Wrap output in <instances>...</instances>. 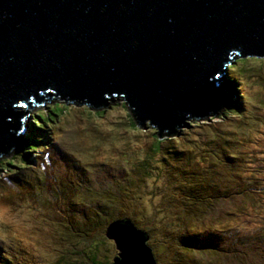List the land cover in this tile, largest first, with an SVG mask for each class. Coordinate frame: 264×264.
<instances>
[{
  "label": "water",
  "instance_id": "obj_1",
  "mask_svg": "<svg viewBox=\"0 0 264 264\" xmlns=\"http://www.w3.org/2000/svg\"><path fill=\"white\" fill-rule=\"evenodd\" d=\"M235 56H264V0H0V160L21 151L23 105L49 92L121 98L160 133L225 116ZM104 232L109 264H156L129 218Z\"/></svg>",
  "mask_w": 264,
  "mask_h": 264
},
{
  "label": "trees",
  "instance_id": "obj_2",
  "mask_svg": "<svg viewBox=\"0 0 264 264\" xmlns=\"http://www.w3.org/2000/svg\"><path fill=\"white\" fill-rule=\"evenodd\" d=\"M248 58L252 59L247 60L246 56L237 57L233 63V67H228V79L231 80L228 84L229 108L225 116H214L218 122L239 112L250 101V94L243 90L240 85H237V83L255 74L259 64L264 61V56H248ZM52 99L53 102L45 105L46 107L38 106L34 108L32 113L29 114L28 120H26L27 125L22 150L18 153L25 160H27L26 149L27 152L39 151L51 146L52 151H54L52 160L63 164L62 155L65 157L68 155L75 156L63 147L64 141L61 139L63 136H71V143L75 146L76 151L82 155L86 153L79 146L78 136L81 132L82 136L92 140L96 146H99L104 136H107L101 129V125L98 124L96 127L92 120L96 119L97 122V117L103 113L102 108L105 105H109L110 102L92 109V105L83 103H73L71 106L67 105L58 95H52ZM121 101L123 106L127 108L126 116H123V120H118L123 127L126 125L125 128H128V131L133 128L138 131H143L138 128L148 129L151 133L150 136L153 137L152 143L150 141L151 144H148V150H160L163 147L165 151L179 154L184 161L179 164L169 163V166L166 167L167 169L163 170L165 178L171 180L168 186L171 185L174 189L180 190V194H183V196L179 195V197L173 198L170 190H168L169 187L164 192L163 207L168 209L171 212L169 215L172 216L168 221L171 227L167 229L168 233L171 234L167 236V241L162 238L159 239L162 242L160 243L161 246L165 248V253L156 258V263L171 264V261H173L172 264H179L175 262L179 261L180 264H264V247L260 249L258 243L254 240V236L264 238V226H261L264 225V209L262 208L264 207V182L260 181L259 177L245 178V175H242L241 171L244 168L247 169V165H242L244 159L247 161V153L237 149L236 138L234 136L231 137L230 133L213 132L210 140H212L214 146L218 147V155L212 153L210 157L208 155L203 157V159L199 157L200 159L197 162L201 163L198 164L192 161L195 159L194 150L191 152V148H184L169 143V139L173 138L175 132L160 133L158 127H140L139 120L135 116H132V110L128 108L123 99ZM260 101L264 106V95L260 97ZM69 108L74 113V116L76 113H79V115L82 113L86 118L81 119L79 118L80 116H75L76 120H73L74 126L62 127V130L58 132L59 135H55L56 133L54 134V132L52 134V125L61 114L66 119L64 112L67 109L68 112ZM239 118L242 120L243 116ZM211 120L212 122L214 121L213 116H211ZM79 122H85V124L80 129H77L76 127ZM205 124H207V127L217 129V126L213 123L205 122ZM191 125H196V123ZM207 127H204V130ZM25 147L26 149L24 150ZM122 153L124 154L119 156L123 162L120 163L122 173H118V176L113 178L112 183H110L112 187L107 183V177L105 176L108 173L106 168L110 170L108 163L93 161L92 158H88L89 156L85 157L87 159L86 163L80 162L81 168L78 175L84 176V181L74 174L76 177L74 180L68 179L66 175H63L64 180L59 179L58 183H56L61 188L64 196L70 194L69 191H72L73 186L85 188L87 192L81 193L78 198L72 197L73 195L67 198L72 206L78 204L73 209L77 212V216H74L77 230H73V232L78 233L71 234L70 227L65 228V226L60 225L59 223L62 224L61 221L59 223L56 222L55 228L57 232H54L52 239L59 243L57 245L58 252L50 264H109L112 260L116 248L114 241L105 235V226L111 220L122 217L129 218L131 222L136 220L132 210L128 206V192L132 186H136V181L140 177L150 174L152 171L150 155L131 159L126 151ZM242 156L244 159H242ZM44 158L49 159V155H45ZM7 162L14 164L13 159H3L0 160V165L6 166ZM39 163L41 164L42 162L39 161ZM238 166L242 167L241 171ZM93 167L96 171H94ZM13 168L19 169L18 179H23L20 172L26 174H31L32 172L29 166L26 169L18 163L14 164ZM252 169L255 170L256 166ZM248 170L250 171L251 168ZM249 173L255 175L257 171H250ZM12 176L15 177L16 173ZM78 181L80 185H76ZM237 181H241L242 184L234 190L229 189V186ZM72 182L76 184H72ZM88 182H92L93 185H87ZM74 193L72 192V194ZM80 197L82 198L78 201ZM184 197H187L188 201H185ZM213 199L216 201L221 200L222 207L220 209L216 210ZM199 200L203 205L197 207L194 213L186 212L183 210V206H180L185 203L193 205ZM260 200L262 201L258 206L260 207V212L254 211L250 221L244 220L242 218V210L244 208L247 209L246 204L257 206ZM173 202L181 207V211L178 212L176 209L174 213L170 209L174 208ZM65 204L64 202V210L66 211L68 205ZM173 216L179 221V227L173 226ZM101 219H103V223H101ZM100 223L101 225H99ZM133 223L136 224L135 222ZM147 223L151 224L153 220L150 219ZM135 226L143 229L141 225ZM79 228H82L83 231H79ZM59 231L62 235L57 236ZM80 236H84L82 238L83 241L79 243L78 248H73V244L71 243L77 244ZM54 237L57 240H54ZM60 239L66 241L62 242ZM222 239H228L229 242L227 244H220V240ZM0 241L2 242L1 239ZM243 242L245 244L241 245ZM102 246H104L103 251L101 250ZM168 248L171 249L173 254L177 253L176 256H167ZM14 251L16 254L21 253L16 250ZM107 251L109 255H107ZM32 257L28 255V252L18 255V259L23 264H36L35 257ZM255 257H260L261 260H255Z\"/></svg>",
  "mask_w": 264,
  "mask_h": 264
},
{
  "label": "rangeland",
  "instance_id": "obj_3",
  "mask_svg": "<svg viewBox=\"0 0 264 264\" xmlns=\"http://www.w3.org/2000/svg\"><path fill=\"white\" fill-rule=\"evenodd\" d=\"M237 57L240 56L233 57V63L236 61L235 59ZM246 57L247 60L252 59L248 58V56ZM229 82H231V80L228 79V84ZM237 85H240L243 90L250 94V101L246 103L245 108L228 116L229 119L226 118L220 122L216 121L215 119L217 118L213 116L214 121L212 122L211 120L209 123L215 124L217 129L207 127L205 122H199L196 123V125L187 127L182 132H175V134L173 133V138L169 139V143L184 148H191V152L194 150L195 159L192 161L198 163L197 161H199L200 158L203 159V157L207 155L209 157L212 156V153L218 155V147L214 146L212 140H210V137L213 136V132L230 133V136H234L237 140V149L247 153V161H245L242 156V159H244L242 165H247V169L244 168L242 170V167L238 166L239 170H242V175H245V178L259 177L260 181L264 182V106L260 101V97L264 95V61L259 64L255 74L250 75V77L237 83ZM51 102H53V100L49 101V99H45L44 104L39 107H46L45 105H49ZM121 102L120 98L110 101L109 105H105L104 108H102L103 113L97 117L98 123L96 119L92 120L96 127L98 124L101 125V129L107 134V136H104L99 146H96L92 140L82 136V132L79 134V146L86 153L85 155L79 154L76 151L75 146L71 143V136H63L61 138L63 139L62 141H64L63 147L75 155H68L66 157L62 155L63 164L59 161L52 160L54 151H52V147L49 146L39 151L34 150L29 152H27L25 147L24 150L26 149L25 154H27V160L23 159L20 154H17L18 156L16 155L13 159L14 164H21L26 169H28L29 166L32 171L31 174L20 172L23 179L17 178L19 169L13 168L14 164L7 162L6 166L0 165V239L2 240V242L0 241V264H23V262L18 259V255L27 252L31 257H35L36 264H50L51 260L54 259L58 252L57 245L59 243L52 239L54 232H57L55 228L56 222L59 223L61 221L62 224L59 223L60 225L65 226V228L70 227L71 234L74 233L73 230H77L76 219H74V216H77V212L73 209H75L78 204L72 206L67 198L72 195V197L78 198L81 193L87 192L85 188L73 186L72 191H69L70 194L64 196L61 188L57 186L56 183H58L59 179L64 180L63 175H66L68 179L71 178L74 180L76 178L74 174H76L80 180L84 181V176L78 175L81 168L80 162L86 163L87 159L85 157L89 156L88 158H92L93 161H104L108 163L110 170L106 168V171L108 173L111 171V173H107L105 176L107 177V183L110 185L113 178L118 176V173H122L120 163L123 162L119 156H122L124 154L122 152L125 151L131 159L144 157L145 155H150L151 157L150 165L152 171L150 174H145L140 177L136 181L135 187L132 186L128 192V206L136 218V220H133L136 224H133L141 225L143 230L148 232L146 242L151 247L155 260L159 255H164L165 248L161 246L160 243L162 242L159 241V239L162 238L167 241V236L171 234L168 233L169 231L167 230L171 227L168 221L172 217L169 215L171 212L163 207L164 192L167 191L169 187L168 190H170L173 198H177L179 195L183 196V194H180V190L174 189L173 186H168L171 180L165 178L163 170L167 169L166 167L169 166V163L179 164L184 161L179 154H172L171 151H165L163 147H161L162 149L160 150H148V144L150 141L152 143L153 139L148 129L138 128L139 130H143L138 131L133 128L128 131V128H125L126 125L123 127L118 120H123V116H126L127 108L124 107ZM66 104L71 106L73 102H66ZM35 107L36 106H26V112L29 111V113H32ZM67 110L64 112V114H66V119L65 116L61 114L55 123H52V134L54 132V134L56 133L55 135H59L58 132L62 130V127L74 126L73 120H76L75 116H80L79 118L81 119L86 118L82 113L80 115L76 113L74 116L70 108L68 112ZM240 116H243L242 120L239 118ZM28 118L29 114L26 120H28ZM88 120H90V118H88ZM84 124L85 122H79L76 128L80 129ZM204 127H207L206 130H204ZM98 128L100 129V127ZM126 143L128 144L125 145ZM45 155H49V159L44 158ZM57 155L59 156V154ZM39 161L42 163L40 164ZM100 164L105 165L103 163ZM254 166H256L255 170L252 169ZM249 168H251L250 171H257V173L255 175L252 173L250 174ZM94 171H96L95 168ZM15 173L16 176L13 177L12 175ZM72 184L76 183L72 182ZM88 184L91 186L93 185L92 182H88L87 185ZM241 184V181H237L233 185H230L229 189L234 190ZM76 185H80V182L78 181ZM72 192L75 193L72 194ZM81 198L82 197H80L78 201H80ZM184 198L186 199L187 197ZM213 200L216 210L220 209L222 207L221 200ZM185 201H188V199ZM64 202L66 203L65 205H68L66 211L64 210ZM261 202V200L258 201L257 206L247 203V209L244 208L242 210V218L246 221H250L254 211L260 212V207L258 206ZM201 205L203 204L199 200L193 205L185 203L180 206H183L184 211L194 213L196 208ZM180 206L173 202L174 208L170 209L173 210L174 213L176 209L179 212L181 211ZM262 208L264 209V207ZM150 219L153 220L151 224L147 223ZM102 220L103 219H101V223H103ZM172 220L173 226L179 227V221L175 216H173ZM101 223L99 225H101ZM243 228L246 229L245 227ZM78 230L83 231L82 228ZM59 235H62L60 231L57 236ZM83 237L84 236L79 237L80 239H78L77 244L71 243L73 244V248H78L79 243L83 241ZM54 240H57V238L54 237ZM60 240L62 242L66 241ZM254 240L258 243L260 249L264 247V238L262 239L254 236ZM228 242V239L220 240V244H227ZM244 244L245 242L241 243V245ZM103 249L104 246H102L101 250L103 251ZM14 250L21 253L16 254ZM176 254L177 253L173 254L171 249L168 248L167 256L174 257ZM107 255H109L108 251ZM258 259H260V257H255V260ZM172 262L173 261H171V264ZM175 262L180 264L179 261Z\"/></svg>",
  "mask_w": 264,
  "mask_h": 264
},
{
  "label": "clouds",
  "instance_id": "obj_4",
  "mask_svg": "<svg viewBox=\"0 0 264 264\" xmlns=\"http://www.w3.org/2000/svg\"><path fill=\"white\" fill-rule=\"evenodd\" d=\"M39 106H40V105H39ZM36 107H38V106H36ZM36 107H35V108H36ZM28 114H30V113H28ZM29 116H30V115H29ZM25 122H26V121H25ZM25 122H24V123H25Z\"/></svg>",
  "mask_w": 264,
  "mask_h": 264
},
{
  "label": "bare ground",
  "instance_id": "obj_5",
  "mask_svg": "<svg viewBox=\"0 0 264 264\" xmlns=\"http://www.w3.org/2000/svg\"><path fill=\"white\" fill-rule=\"evenodd\" d=\"M30 105V104H29Z\"/></svg>",
  "mask_w": 264,
  "mask_h": 264
}]
</instances>
